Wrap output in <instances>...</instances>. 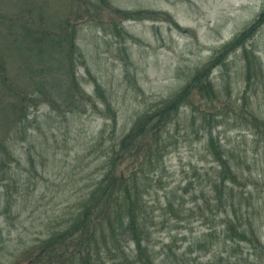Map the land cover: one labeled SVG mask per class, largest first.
I'll return each mask as SVG.
<instances>
[{"label": "rangeland", "instance_id": "374dc122", "mask_svg": "<svg viewBox=\"0 0 264 264\" xmlns=\"http://www.w3.org/2000/svg\"><path fill=\"white\" fill-rule=\"evenodd\" d=\"M85 1L88 13L76 0H0L7 84L0 80V142L13 155L0 173V264H28L23 254L66 227L136 120L188 85L264 9V0H105L112 9L156 14L121 23L101 0ZM67 24L77 26L73 65ZM247 47L253 54L239 49L212 73L220 101L195 100L214 114L212 127L183 108L166 134L163 163L149 172L144 245L157 264L207 263L224 252L206 236L233 218L207 147L211 131L244 174L233 186L236 214L264 244V139L242 110L236 118L218 109L230 101L264 120V26ZM70 77L90 100L72 98ZM120 243L127 253L136 247L129 233ZM239 246L237 258L236 248L224 258L262 264L248 244Z\"/></svg>", "mask_w": 264, "mask_h": 264}, {"label": "trees", "instance_id": "16d2710c", "mask_svg": "<svg viewBox=\"0 0 264 264\" xmlns=\"http://www.w3.org/2000/svg\"><path fill=\"white\" fill-rule=\"evenodd\" d=\"M83 2V8L87 4ZM104 7L113 15L121 17L124 21H138L152 19L156 14L145 12H125L112 9L105 0H101ZM91 3V1L89 2ZM84 12V13H85ZM88 13V12H87ZM153 20V19H152ZM71 27V32L63 36V41L68 48L70 65L76 61L75 33L77 26ZM264 26V9L258 19L229 43L224 45L215 56L193 76L191 82L170 99L162 102L156 109L140 116L132 129L120 141L111 148L100 178L81 198L66 227L51 233L39 245L32 246L24 253L23 260L28 264H157L144 245L146 236L145 198L147 193V181L149 172L163 163L168 152L166 134L169 127L179 118L183 108L188 107L194 116H199L203 125L212 127L215 117L213 113L198 108L196 98H202L208 107H212L216 101H220L219 95L211 80L215 69L223 66L227 59L239 49H243L244 55L253 54L248 51V42H251L259 30ZM63 46V43L60 44ZM70 45V46H69ZM1 69H4L0 66ZM3 71V70H1ZM0 80L6 84V78L0 72ZM76 78L69 79L70 95L80 100L90 96L84 94ZM44 97V96H43ZM218 108L225 115L233 114L239 117L242 110L246 122L254 130L255 136L264 139V120L260 119L244 105L239 106L230 101L220 102ZM17 109V107H16ZM215 109V108H214ZM216 110V109H215ZM247 113V114H246ZM24 119V115L21 117ZM209 128V132L211 131ZM207 147L213 159L219 167L217 179L222 185V193H226L227 203L233 210V218L228 217L224 222L221 232L217 236L212 231L207 237L218 240L224 245L223 253H219L213 260L198 264H233L231 257L237 258V251L241 243L248 244L258 255L264 264V244L253 224L239 218L234 208L235 184H241L243 171L235 168L231 162V156L220 146V142L214 137L212 131L207 140ZM13 159V155L5 143L0 142V173L7 166V162ZM129 166V167H126ZM220 191V188H219ZM129 233L136 245L130 253H127L120 243L122 234ZM214 233V234H213ZM236 248V249H235ZM235 251L233 256L225 259L224 254Z\"/></svg>", "mask_w": 264, "mask_h": 264}]
</instances>
